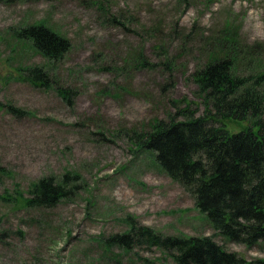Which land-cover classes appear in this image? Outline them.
<instances>
[{
	"label": "rangeland",
	"instance_id": "1",
	"mask_svg": "<svg viewBox=\"0 0 264 264\" xmlns=\"http://www.w3.org/2000/svg\"><path fill=\"white\" fill-rule=\"evenodd\" d=\"M32 24L70 40L47 88L20 76L45 64L12 34ZM225 34L247 54L240 72L246 63L262 70L264 0H0V264H175L141 242L105 247L128 219L164 235H214L129 135L179 101L198 107L190 72ZM56 86L73 92L70 103ZM227 124L229 132L244 125ZM64 174L75 187L55 206L21 201L40 178ZM214 240L247 261L264 258V243Z\"/></svg>",
	"mask_w": 264,
	"mask_h": 264
},
{
	"label": "trees",
	"instance_id": "2",
	"mask_svg": "<svg viewBox=\"0 0 264 264\" xmlns=\"http://www.w3.org/2000/svg\"><path fill=\"white\" fill-rule=\"evenodd\" d=\"M12 34L45 61L20 68L21 78L47 88L46 75L70 49V40L42 24L12 29ZM213 41V49L203 50L206 60L190 72L198 107L193 108V102L180 107L179 101L165 117L153 118L140 132L132 131L129 139L193 199L214 235H164L128 219V229L107 237L105 247L127 248L141 242L169 251L175 264H264V258L247 261L214 240L219 236L248 248L264 243V67L255 70L246 63L240 72L237 66L247 54L241 55L233 35ZM54 89L71 102L70 89ZM230 122L244 125L229 132ZM69 177L40 178L21 201L33 209L51 208L73 191Z\"/></svg>",
	"mask_w": 264,
	"mask_h": 264
}]
</instances>
